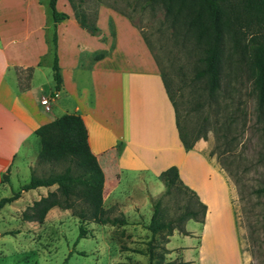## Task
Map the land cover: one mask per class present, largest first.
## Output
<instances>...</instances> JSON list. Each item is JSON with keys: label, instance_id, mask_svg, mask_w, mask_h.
Returning a JSON list of instances; mask_svg holds the SVG:
<instances>
[{"label": "rangeland", "instance_id": "374dc122", "mask_svg": "<svg viewBox=\"0 0 264 264\" xmlns=\"http://www.w3.org/2000/svg\"><path fill=\"white\" fill-rule=\"evenodd\" d=\"M10 2L11 0L2 1L5 10L1 13L3 18L0 17V33L5 38L20 35L27 20L33 24L34 17L40 19L33 25V35L23 41L30 43L38 40L41 43V38H47V49L40 58V70L35 81L45 90L49 86L53 88L55 84L50 51L52 19L48 0H39V5L35 0H14L16 8L12 12L7 9ZM73 2L89 18L97 19L96 24L101 8L114 10L129 22L131 20L127 16L133 19L135 27L141 35H145L157 63L172 87L181 125L191 137H200L195 143L210 151V155L221 164L234 183L235 194L232 193L233 199L230 197L229 200L226 185L220 177L214 171L209 172V179L204 175L205 188L209 187V180L212 181L209 189L211 216L206 223L191 220L188 226L196 230V234L185 238L176 233L171 244L176 246L190 242L196 249L194 264H264V192L258 191L264 187V131L263 124L257 117L256 99L251 84L253 74L249 66L242 63L238 67L232 62L230 43L225 37L221 85L210 93L205 79L196 77L197 69L202 66L204 52L193 34L186 30L183 21L174 23L172 19L165 17L164 10L158 6L142 9L143 0ZM57 7L59 11H68L74 18L68 0H58ZM43 14L48 19L46 27H41L45 20ZM112 14L104 17L107 34L100 30L101 40L114 36L119 19ZM101 28L104 29L103 23ZM60 34L63 40L80 39L86 46V51L95 45L87 31L75 36L71 24H63ZM62 52L66 67V57L74 52L70 48ZM85 53H82V60L86 58ZM17 72L20 84L29 82L31 68ZM44 96L51 103L53 94ZM56 111L54 107L47 113L53 114ZM31 148L35 151L29 160V169L24 166L22 157H16L11 165L13 173L10 181H2V176L0 177V199L12 195L22 183L28 182L31 172L40 176L51 169H62V165L38 162V141ZM191 160L199 168L197 171L205 172L202 163ZM147 186L140 187L136 192L139 204L133 202L136 200L134 197L124 203L126 215L122 212L121 205H111L112 215L121 212L126 216V225H102L86 221L87 234L83 237L78 236L79 218L72 215L70 210L56 206L49 209L42 223L23 220L22 211L41 195H45L48 189H54L55 185L22 192L19 198L0 209V264H148L146 251L149 242L153 244L155 254L163 251L162 247L166 245L164 232L152 237L150 230L146 228L152 217V201L161 198L163 215L166 220L174 221L185 204L193 202L194 198L182 187L165 195V188L155 194ZM228 202L233 205L230 209ZM186 221L181 224L185 226ZM176 231L180 232L178 229L173 232ZM122 246L129 249H123ZM164 257L165 260L168 259L167 254ZM179 258L176 256V261L182 262L178 261Z\"/></svg>", "mask_w": 264, "mask_h": 264}, {"label": "crops", "instance_id": "0c3cea01", "mask_svg": "<svg viewBox=\"0 0 264 264\" xmlns=\"http://www.w3.org/2000/svg\"><path fill=\"white\" fill-rule=\"evenodd\" d=\"M2 1L0 17L5 10ZM35 1L40 4L39 0ZM7 7L12 12L16 8L14 0ZM65 13L68 18L57 22L62 86L55 94L52 93L54 85L45 90L35 81L40 70V58L47 49V38H41V43L38 40L30 43L23 41L33 35V25L40 19L34 17L33 24L27 20L20 35L5 38L0 33V177L9 169L10 181L13 173L11 165L16 157H22L24 166L29 169V160L35 151L31 147L39 142L34 133L38 126L64 113H79L87 127L90 149L104 173L105 208L118 203L126 215L123 205L127 199H136L137 190L147 185L151 193L161 192L165 185L159 178L160 173L175 165L182 182L206 205V223L211 216L209 189L212 181L209 180V187L205 188V177L214 171L225 183L229 200L230 197L233 199L231 194H235L234 183L210 151L198 147L196 143L190 149L183 146L175 111L165 91L159 67L139 30L114 10L101 8L97 22L101 33L107 34L104 17L113 13L119 19L114 36L101 40L99 35L94 36L81 27L68 11ZM43 15L45 20L41 27H46L48 19ZM63 24H71L75 36L87 31L95 43L93 48L86 51V46L78 38L63 40L60 34ZM67 48L74 53L66 57L65 67L62 51ZM82 53L86 54L85 60L81 58ZM29 68L30 80L22 85L17 71ZM50 93L53 96L51 103L47 101L50 105L47 109L41 101L46 98L44 94ZM54 107L56 113L48 114L47 111ZM31 149L33 152L30 154ZM191 159L202 163L205 172H208L197 171L199 168ZM133 202L140 203L137 199ZM231 205L228 202L229 209ZM191 220L186 221L184 226L187 233L176 231L168 237L166 261H176V256H179L181 259L178 261L181 260L182 264H194L196 249L190 242L176 246L171 244L176 233L185 238L196 234L197 231L188 226Z\"/></svg>", "mask_w": 264, "mask_h": 264}, {"label": "trees", "instance_id": "16d2710c", "mask_svg": "<svg viewBox=\"0 0 264 264\" xmlns=\"http://www.w3.org/2000/svg\"><path fill=\"white\" fill-rule=\"evenodd\" d=\"M68 1L79 25L94 36L100 35V29L96 24L97 19L92 20L73 0ZM56 3L57 0H48L52 19L50 51H52L51 67L55 84L53 94L62 86L58 63L59 52L57 51V22L68 18L67 13L59 11ZM157 6L162 8L165 17L172 19L174 23L178 20L183 21L186 30L193 34L196 43L201 46L204 55L201 59L202 66L196 71V77L205 79L207 90L210 93L221 85L223 41L225 37L228 38L232 62L238 67L245 63L253 74L251 84H253L252 91L256 99L257 117L263 124L264 131V0H143L141 8L153 9ZM127 17L135 25L133 19ZM142 37L152 51L144 34ZM154 58L156 60L155 56ZM157 65L165 91L175 111L180 140L185 148L190 149L200 137H191L181 125L172 87L158 63ZM83 119L79 113H64L44 122L34 130L39 140L38 162H50L63 167L59 171L51 169L45 175L40 176L31 172L28 182L22 183L17 190L12 192V195L0 199V209L6 203L19 198L22 192L55 185L54 189H48L45 195H41L22 211L23 220L42 223L49 209L56 206L70 210L72 215L79 218V237L87 234L86 221L102 225L124 226L127 224L123 213L112 215L113 207L103 206L104 173L90 149L87 127ZM201 137L205 138V135ZM159 178L165 185V195L182 187L194 198L193 202L189 201L185 204L174 221L166 220L163 215L161 198L152 201V217L146 224V228L150 230L152 237L164 232L166 243L175 229L187 233L182 222L190 219L204 222L207 207L182 182L177 166H169L160 173ZM1 180L9 181V169L2 175ZM258 191L264 192V187ZM121 248L129 249L124 246ZM147 248L148 264H182L175 260L166 261L164 255L168 249L164 246L163 251L157 254L154 253L155 249L151 242ZM136 252L141 253V251Z\"/></svg>", "mask_w": 264, "mask_h": 264}, {"label": "built area", "instance_id": "2783aa9c", "mask_svg": "<svg viewBox=\"0 0 264 264\" xmlns=\"http://www.w3.org/2000/svg\"><path fill=\"white\" fill-rule=\"evenodd\" d=\"M47 98H44V99H42V101H41V103L43 104V105H45V107L47 108V109H49V107H50V105L49 104H47Z\"/></svg>", "mask_w": 264, "mask_h": 264}]
</instances>
